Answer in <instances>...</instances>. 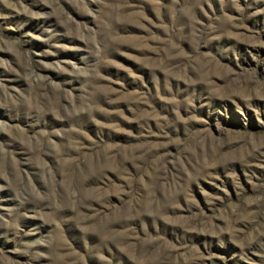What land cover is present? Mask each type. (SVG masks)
Instances as JSON below:
<instances>
[{
	"label": "rangeland",
	"instance_id": "374dc122",
	"mask_svg": "<svg viewBox=\"0 0 264 264\" xmlns=\"http://www.w3.org/2000/svg\"><path fill=\"white\" fill-rule=\"evenodd\" d=\"M0 264H264V0H0Z\"/></svg>",
	"mask_w": 264,
	"mask_h": 264
}]
</instances>
